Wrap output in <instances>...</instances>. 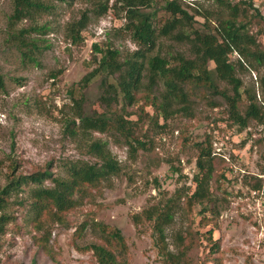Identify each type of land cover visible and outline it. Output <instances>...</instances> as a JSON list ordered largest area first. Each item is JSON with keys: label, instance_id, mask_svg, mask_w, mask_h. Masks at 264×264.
I'll return each instance as SVG.
<instances>
[{"label": "rangeland", "instance_id": "obj_1", "mask_svg": "<svg viewBox=\"0 0 264 264\" xmlns=\"http://www.w3.org/2000/svg\"><path fill=\"white\" fill-rule=\"evenodd\" d=\"M106 1L44 0L48 8L12 22L14 0H0V74L4 81L0 87V188L6 184L12 166L16 167V175L51 162L58 174L63 172L64 163L77 159L93 161L85 154L82 141L65 134V121L80 108L87 114L109 115L117 110L131 119L135 135L146 144V149L139 148L132 157L118 133H94L107 143L119 163V173L100 187L89 189L81 204L65 213L64 223L50 224L46 249L37 242L43 230L25 220L24 209L11 204L5 212L11 218L0 221V264H97L91 251L81 250L99 241L95 222L121 230L129 264H163L152 246L148 223L137 226L133 215L168 198L177 204L175 219L166 229L171 250H177L176 232L197 231L201 236L200 232L213 229V237L220 240L222 264H264L263 110L240 129L229 118L225 99L206 90L191 93L189 112L173 113L166 122L159 118L157 125L154 110L144 98L131 105L113 101L108 108L100 101V80L84 88L80 85L84 75L95 66L89 62L100 57L93 44L118 49L121 56L135 51L139 45L132 40L130 31L123 29L127 20L120 2L108 0L109 10L96 16L95 9ZM162 1L141 9H156L160 25L166 18L164 10L158 7ZM195 5L201 12L212 13L211 24L217 23L223 10L216 0H196ZM254 6L264 15V0H254ZM83 13L89 17L82 31L84 40L74 44L69 26ZM195 18L193 27H200L204 18ZM255 30L252 27L251 31ZM258 40L264 44V35H259ZM176 51L188 52L187 44L160 36L147 55ZM229 57L236 61L238 55L232 53ZM209 65L212 67L213 63ZM50 72H59L55 80ZM236 72L242 88L254 89L256 100L261 103L264 98L260 78L264 67L260 71L237 67ZM219 84L232 93L229 85ZM72 88L79 91L80 108L69 101L67 90ZM196 141L209 144L212 150L209 191L213 201L210 205L215 204L219 214L214 216L216 224L202 222V215L212 214L200 213L201 204L186 207L185 192L191 193L195 188L193 176L200 149ZM83 223L85 228L75 232ZM208 251L207 241L199 239L188 253L190 262L213 264L207 257Z\"/></svg>", "mask_w": 264, "mask_h": 264}, {"label": "trees", "instance_id": "obj_2", "mask_svg": "<svg viewBox=\"0 0 264 264\" xmlns=\"http://www.w3.org/2000/svg\"><path fill=\"white\" fill-rule=\"evenodd\" d=\"M43 1L14 0L11 21L15 22L48 8ZM117 1L121 3L127 20L123 29L130 31L132 40L139 48L121 56L118 49L102 48L94 43L93 47L100 57H94L89 62L95 66L81 79V88L100 80L103 89L100 101L108 108L113 101L121 100L124 105H131L144 98L154 110L156 125L159 118L166 122L173 113L189 112V96L196 90H206L225 99L229 118L240 129L245 128L249 120L258 118L260 111L264 112V99L258 103L255 90L242 88L241 79L236 74L237 67L255 71L264 67V44L258 40L259 35H264V15L254 6V0H216L223 10L214 24L209 20L212 13L207 10L201 12L195 5L196 0L195 3L163 0L158 6L166 15L161 25L158 23L156 9L148 12L141 10L143 7L156 5L157 0ZM109 8L107 0L100 3L94 13L99 17ZM198 15L204 18V22L200 27H193ZM88 19L87 13H83L80 19L70 24L72 43L84 40L82 31ZM254 26L256 30L252 32ZM19 36L24 38L22 32ZM160 36L187 44L188 52L147 55ZM232 53L238 55L236 61L230 59L229 55ZM209 63H213V66L210 67ZM58 74L59 72H50L54 80ZM220 82L229 85L232 93H229L226 86L220 87ZM260 85L264 98V75L260 78ZM2 86L4 81L0 74V87ZM78 92L76 88L67 90L69 101L80 108L81 97L78 99ZM96 132L118 133L132 157L139 148L146 149L145 141L135 135L131 119L125 118L117 110L107 115L105 112L87 114L81 108L77 109L75 116L65 121V134L82 141L85 154L94 160L77 159L64 163L63 172L58 174L51 162L37 166L28 173L21 172L16 175V167L12 166V173L8 174L6 184L0 188V221L11 218L5 213L11 204L24 209L25 220L33 227L43 230L37 237V242L42 249H46L51 234L48 229L50 224L64 223L65 213L81 204L89 189L100 187L119 173L117 159L107 143L94 136ZM196 146L200 149L196 159L197 172L193 176L195 188L191 193L190 190L185 192L186 207L201 204L200 213L210 211L212 214L211 217L202 215V222L208 224L214 221L216 224L214 216L219 214L215 204L210 205L213 201L209 191L211 146L199 141H196ZM46 181L49 184H45ZM12 197L16 201H12ZM176 206V201L168 198L133 215L137 226L148 223L152 246L161 262L192 264L188 253L199 239L204 238L209 248L207 257L210 256L213 264H222L220 240L213 237V229L200 232L201 236L196 234L197 231L176 232L174 238L177 250L169 248L166 229L175 219ZM15 225V229L19 230L20 226L17 223ZM94 225L99 232V241L88 244L81 250L91 251L97 264H129L126 257L127 245L121 230L103 223L95 222ZM84 228L85 223L79 225L75 232L79 233Z\"/></svg>", "mask_w": 264, "mask_h": 264}]
</instances>
